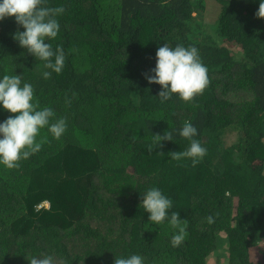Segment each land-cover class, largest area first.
Returning a JSON list of instances; mask_svg holds the SVG:
<instances>
[{
	"label": "trees",
	"instance_id": "trees-1",
	"mask_svg": "<svg viewBox=\"0 0 264 264\" xmlns=\"http://www.w3.org/2000/svg\"><path fill=\"white\" fill-rule=\"evenodd\" d=\"M260 0H45L65 11L55 39L65 60L57 74L14 39L24 31L0 20V79L20 75L40 109L66 120L54 139L16 169L0 165V264H264V19ZM194 46L210 83L191 102H161L155 53ZM54 62V57H53ZM51 72L45 79L43 72ZM10 115L0 107V122ZM197 129L206 155L174 160ZM172 141L149 152L155 134ZM158 188L168 210L187 220L173 247L168 219L149 224L142 195ZM44 201L48 202L46 206ZM208 217L212 218L211 223Z\"/></svg>",
	"mask_w": 264,
	"mask_h": 264
},
{
	"label": "clouds",
	"instance_id": "clouds-1",
	"mask_svg": "<svg viewBox=\"0 0 264 264\" xmlns=\"http://www.w3.org/2000/svg\"><path fill=\"white\" fill-rule=\"evenodd\" d=\"M44 4L45 0H0V20L14 18L24 29L14 35L19 46L36 59L45 61V68L59 74L64 66V52L59 47L54 52L46 40L57 37L60 24L55 17L62 14L65 9L62 6L47 7ZM254 15L264 19V0H260ZM155 58V67L150 70L154 75H148L146 78L150 84L160 85L161 90L157 96L161 102L169 100L173 95L178 96L183 102H191L197 95L202 94L210 83L208 69L202 63L198 49L194 46L186 48L178 44L172 48L164 44L157 49ZM42 75L48 79L51 72L45 71ZM33 99L32 85L22 84L20 75L6 74L0 79V107L15 114L0 122V165L6 169L18 168L21 160L28 159L41 150L43 143L48 142L47 137H42L37 142L41 129L47 128L54 139H59L66 131L64 118L51 122L55 115L54 111L51 108L40 109L39 102L34 103ZM179 135L190 140V146L183 152H172L171 158L174 160L189 158L195 166L207 152L206 148L193 139L197 135L196 127L186 122ZM172 140L173 134L170 131L163 135L155 134L153 143L147 150L152 152L155 147H162V141ZM43 204L48 206L47 201ZM140 205L149 213V224H145V229L151 230V224L159 226L168 219L170 227L177 230L171 238L172 246L178 247L184 242L188 222L182 220L178 212H172L170 218L168 217L172 201L158 188L147 190L142 195ZM208 221L213 222L211 217H208ZM28 261L29 264H56L50 255L31 257ZM114 264H143V259L139 255H131L128 258H115Z\"/></svg>",
	"mask_w": 264,
	"mask_h": 264
}]
</instances>
